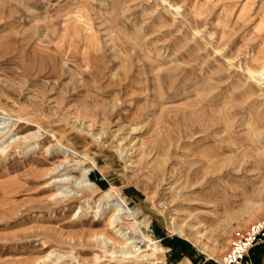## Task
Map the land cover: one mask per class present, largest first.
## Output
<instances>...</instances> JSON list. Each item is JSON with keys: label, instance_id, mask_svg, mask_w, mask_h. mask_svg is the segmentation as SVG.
I'll list each match as a JSON object with an SVG mask.
<instances>
[{"label": "rangeland", "instance_id": "374dc122", "mask_svg": "<svg viewBox=\"0 0 264 264\" xmlns=\"http://www.w3.org/2000/svg\"><path fill=\"white\" fill-rule=\"evenodd\" d=\"M0 124V264H220L264 220V0H0Z\"/></svg>", "mask_w": 264, "mask_h": 264}, {"label": "built area", "instance_id": "2783aa9c", "mask_svg": "<svg viewBox=\"0 0 264 264\" xmlns=\"http://www.w3.org/2000/svg\"><path fill=\"white\" fill-rule=\"evenodd\" d=\"M264 245V220L251 226L230 248L220 264H249L250 251Z\"/></svg>", "mask_w": 264, "mask_h": 264}, {"label": "bare ground", "instance_id": "6f19581e", "mask_svg": "<svg viewBox=\"0 0 264 264\" xmlns=\"http://www.w3.org/2000/svg\"><path fill=\"white\" fill-rule=\"evenodd\" d=\"M0 129H2V124H0ZM86 173H84L83 175H85ZM70 179V178H69ZM63 181H65V180H63ZM84 188H87V189H89V188H91V187H94V185H92V184H85L84 186H83ZM91 191H93V190H91ZM113 214L111 215V217L112 218H110V220L109 221H111V223H112V221L114 222V220H116L118 217H121V216H123L124 214H125V212H124V209L122 208H120V206L119 205H114L113 207ZM119 219V218H118ZM116 232H119V231H116ZM121 235H119V237H120ZM122 237V236H121ZM122 239H124L123 241L125 242L122 246L124 247V249L126 248V247H130V246H132V244H133V242H130V238H123L122 237ZM112 241V240H111ZM118 245H121V244H118ZM122 246H119V247H122ZM153 249V248H152ZM123 250V249H122ZM184 264V263H183Z\"/></svg>", "mask_w": 264, "mask_h": 264}, {"label": "trees", "instance_id": "16d2710c", "mask_svg": "<svg viewBox=\"0 0 264 264\" xmlns=\"http://www.w3.org/2000/svg\"><path fill=\"white\" fill-rule=\"evenodd\" d=\"M262 246H264V245H262ZM258 249H259V246L253 248V249L250 251L249 254H254V252H255L256 250H258ZM255 264H258V261H256Z\"/></svg>", "mask_w": 264, "mask_h": 264}]
</instances>
